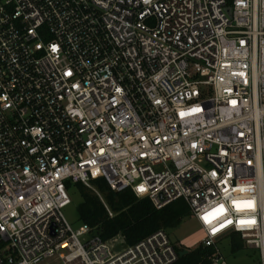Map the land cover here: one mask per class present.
I'll use <instances>...</instances> for the list:
<instances>
[{
  "label": "built area",
  "instance_id": "2783aa9c",
  "mask_svg": "<svg viewBox=\"0 0 264 264\" xmlns=\"http://www.w3.org/2000/svg\"><path fill=\"white\" fill-rule=\"evenodd\" d=\"M98 177L156 209L183 200L207 264L234 236L264 264V0H0V264L190 252L163 228L126 245L72 226L67 182L113 216Z\"/></svg>",
  "mask_w": 264,
  "mask_h": 264
},
{
  "label": "trees",
  "instance_id": "16d2710c",
  "mask_svg": "<svg viewBox=\"0 0 264 264\" xmlns=\"http://www.w3.org/2000/svg\"><path fill=\"white\" fill-rule=\"evenodd\" d=\"M92 184L113 216L108 215L102 200L87 187L80 183L67 182V188L69 193L75 188L81 196L77 205L78 220L93 228L105 241L119 237L126 245L134 244L159 228L178 225L189 215L188 206L183 200L156 209L147 197H137L130 189H111L104 178L93 179ZM236 237H233V242ZM211 251V248L199 246L180 255L174 264H207Z\"/></svg>",
  "mask_w": 264,
  "mask_h": 264
},
{
  "label": "rangeland",
  "instance_id": "374dc122",
  "mask_svg": "<svg viewBox=\"0 0 264 264\" xmlns=\"http://www.w3.org/2000/svg\"><path fill=\"white\" fill-rule=\"evenodd\" d=\"M70 204L63 209V214L67 221L74 227L81 224L77 216V205L81 201V196L75 188L70 193ZM171 241L176 245L195 250L203 237V230L198 220L193 215L186 216L178 225L167 227L165 229ZM219 253L225 258L228 264H260V257L257 250L249 249L243 246L239 237L235 241L230 238H221L214 244ZM59 255L53 254L44 257L37 264H61Z\"/></svg>",
  "mask_w": 264,
  "mask_h": 264
},
{
  "label": "snow or ice",
  "instance_id": "6c2138e0",
  "mask_svg": "<svg viewBox=\"0 0 264 264\" xmlns=\"http://www.w3.org/2000/svg\"><path fill=\"white\" fill-rule=\"evenodd\" d=\"M233 103H235V102H233ZM141 191H143V189H141ZM243 203H244V206L248 207V208H251L253 206L251 201H246ZM234 204L237 207V209H239L241 206L240 202H234ZM224 211H225L224 206L220 205L219 208L214 209L213 212L206 214L203 217V219L205 220L206 223H211L213 219L217 218L219 215L224 214ZM226 223L230 224V223H232V221L228 220ZM241 223H254V221H241ZM225 226H226L225 224H220L219 228H223ZM219 228H213L212 232L215 233V232L219 231Z\"/></svg>",
  "mask_w": 264,
  "mask_h": 264
},
{
  "label": "water",
  "instance_id": "95a60500",
  "mask_svg": "<svg viewBox=\"0 0 264 264\" xmlns=\"http://www.w3.org/2000/svg\"><path fill=\"white\" fill-rule=\"evenodd\" d=\"M227 11H229V9L227 8ZM187 253V250H182V251H180V255H184V254H186Z\"/></svg>",
  "mask_w": 264,
  "mask_h": 264
}]
</instances>
